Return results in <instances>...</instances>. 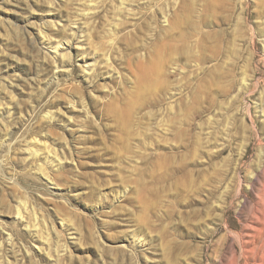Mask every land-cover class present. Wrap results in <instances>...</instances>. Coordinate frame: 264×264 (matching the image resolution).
I'll return each instance as SVG.
<instances>
[{
    "label": "rangeland",
    "instance_id": "obj_1",
    "mask_svg": "<svg viewBox=\"0 0 264 264\" xmlns=\"http://www.w3.org/2000/svg\"><path fill=\"white\" fill-rule=\"evenodd\" d=\"M262 170L264 0H0V264H254Z\"/></svg>",
    "mask_w": 264,
    "mask_h": 264
},
{
    "label": "bare ground",
    "instance_id": "obj_2",
    "mask_svg": "<svg viewBox=\"0 0 264 264\" xmlns=\"http://www.w3.org/2000/svg\"><path fill=\"white\" fill-rule=\"evenodd\" d=\"M258 178L259 176L257 174H254L250 178V183L252 185L256 184ZM256 214H257L255 218L256 227L253 229V236H252V239H253L252 240L253 249H251L252 251H254V248L258 243H262V245L264 246V202L261 204V207L257 210ZM253 263L254 264H264V255L261 257V260H258V261L253 260ZM246 264H249V260L246 261Z\"/></svg>",
    "mask_w": 264,
    "mask_h": 264
}]
</instances>
